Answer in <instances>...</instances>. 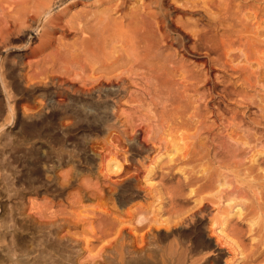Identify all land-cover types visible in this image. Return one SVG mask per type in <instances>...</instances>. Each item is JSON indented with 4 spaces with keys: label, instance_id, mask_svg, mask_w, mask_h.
I'll use <instances>...</instances> for the list:
<instances>
[{
    "label": "bare ground",
    "instance_id": "bare-ground-1",
    "mask_svg": "<svg viewBox=\"0 0 264 264\" xmlns=\"http://www.w3.org/2000/svg\"><path fill=\"white\" fill-rule=\"evenodd\" d=\"M257 1L249 16L238 17L221 0H0V121L9 107L0 126L17 112L26 122L48 113L70 119L61 123L64 129L81 116L97 119V136L86 148L111 190L132 188L138 178L128 168L111 178L105 163L110 156L124 151L134 164L150 152L156 153L153 159L170 152V162L186 175L180 182L196 185L194 192H211L200 195L203 205L184 223H204L210 203L216 204L215 218L227 216L205 226L197 244L212 255L226 252V264H238L233 256L243 254L245 243L225 232L228 215H244L253 239L264 245V0ZM77 5L83 7L72 12ZM188 14L200 18L191 21ZM57 32L74 40L37 62L42 80L34 82L23 71L32 65L22 59L57 44ZM12 53L22 64L16 78L8 61ZM186 55L199 59L202 68L191 67ZM218 68L224 77L234 76L228 85L218 83ZM37 89L43 103H21ZM124 100L134 109L122 119L118 106ZM231 100L246 111L231 112ZM143 220L138 230L146 226ZM118 232L105 251L125 255ZM141 241L135 250L142 255L149 243Z\"/></svg>",
    "mask_w": 264,
    "mask_h": 264
},
{
    "label": "rangeland",
    "instance_id": "rangeland-1",
    "mask_svg": "<svg viewBox=\"0 0 264 264\" xmlns=\"http://www.w3.org/2000/svg\"><path fill=\"white\" fill-rule=\"evenodd\" d=\"M221 1L228 3L226 7L238 17L249 16L261 2ZM82 7L77 5L72 12ZM214 16L218 20V12L213 14L212 11ZM185 18L194 21L200 15L188 14ZM56 37L59 46L55 44L42 55L22 59L32 65L23 71L34 82L42 80V68L37 62L56 53L61 44L74 40L72 34L61 32H57ZM182 54L179 53L180 58ZM17 55L12 53L8 59L15 78L22 68ZM183 58L191 67L202 68L199 59L190 55ZM219 70L216 71L218 83L228 85L226 80L231 75L228 73L224 77ZM236 85L241 87V81ZM249 91L254 92L250 88ZM42 93L41 89H37L36 93L26 95L21 103L37 101L41 104L44 102ZM128 101L124 100L118 106L122 119L133 112L134 106ZM230 102L232 105L227 108L232 109L231 112L239 111L241 114L246 111L243 103ZM8 108L0 122L4 121ZM79 118L76 126L64 129L61 123L66 121L67 124L70 119L48 113L26 122L17 112L11 121H5L0 126V264H226V257L230 254L212 255L207 252L208 249L197 244V239L205 226L211 227L215 222L222 221L227 213L215 218L218 208L210 203L211 214H204V223L194 220L184 223L185 218L192 217L203 205L200 195L206 196L210 191L194 192L196 185L180 182L186 175L177 169L175 161L170 162L172 156H167L170 152L155 159L152 156L156 153L150 152L143 163L133 164L130 159L125 160L124 151L106 160V165L109 163L106 173L115 180L128 168L131 173L137 172L133 174L138 180L133 181L132 188L109 189L107 178L99 172V160L94 162L95 156L86 148V143L97 136L94 126L98 125V121L83 116ZM96 149L93 151H99ZM235 212L228 215L225 232L245 244H241L243 254L236 253L239 256L234 255L233 259L238 264H264V245L257 244V237L249 231V220ZM141 217L146 226L138 230V225L142 224ZM151 227L154 230L148 232ZM118 231L126 244L125 255L115 250L105 251L118 238ZM237 233L244 237H238ZM254 236L256 238L253 239ZM141 237L149 243V248L142 255L135 250L142 245ZM186 247L193 251L185 250ZM253 253L257 259L251 258ZM248 254H251L250 258Z\"/></svg>",
    "mask_w": 264,
    "mask_h": 264
}]
</instances>
